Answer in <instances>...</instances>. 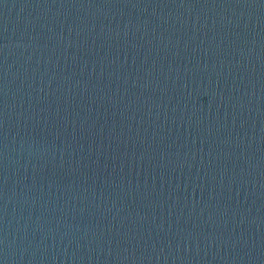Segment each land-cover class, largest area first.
Listing matches in <instances>:
<instances>
[{
	"label": "water",
	"instance_id": "obj_1",
	"mask_svg": "<svg viewBox=\"0 0 264 264\" xmlns=\"http://www.w3.org/2000/svg\"><path fill=\"white\" fill-rule=\"evenodd\" d=\"M0 264H264V0H0Z\"/></svg>",
	"mask_w": 264,
	"mask_h": 264
}]
</instances>
